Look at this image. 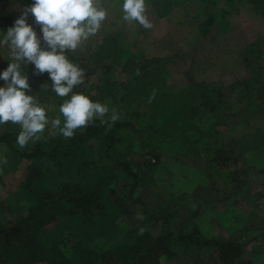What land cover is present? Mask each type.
<instances>
[{
	"label": "trees",
	"instance_id": "trees-1",
	"mask_svg": "<svg viewBox=\"0 0 264 264\" xmlns=\"http://www.w3.org/2000/svg\"><path fill=\"white\" fill-rule=\"evenodd\" d=\"M147 1L161 19H166L184 3L182 0ZM237 1L190 0L189 4L197 10V30L200 34L206 36L214 27L220 32L230 30V16L236 10L233 5ZM33 2L18 0L23 6H30ZM248 3L256 15L264 20V0H248ZM15 21L10 14H0V35L6 34ZM40 34L42 36L41 30ZM256 44L250 43L245 47L247 65L254 75L249 80L232 84L229 91L237 93L233 99L227 98L224 89L213 91L205 83L182 84L174 89L168 82L171 61L159 60L145 65L140 52L133 51V46L126 39L115 37H106L94 48L89 58L80 57L73 51L65 53L85 71L84 83L75 86L73 93L67 97H59L51 91L52 81L47 72L37 75L34 65H23L22 70L28 75L31 86L28 94L34 96L46 109L49 121L60 117L63 126L59 107L72 94H84L94 102L107 104L110 109L115 108L119 119L114 124H111L107 116L103 124L100 119H96L93 126L78 129L73 138L67 139L59 133V129L48 132L46 126L45 131L38 134L40 139L29 142L23 149L16 144L20 125L11 122L0 125V160L7 159L6 164L0 162V179L17 170L20 163H27L25 179L17 194L9 195L2 201L5 204H10L6 203L9 201L13 204L14 200L17 202L12 210L18 220L16 227L21 238L14 236L18 240L10 239L9 236L15 235L11 230H6L10 232L6 237L4 226L0 224V256L14 260L32 258L41 264H97L100 255L91 244L96 238L113 232L116 223L108 218L98 222L96 217L102 215L120 219L116 214H124L126 211L134 214L139 207L140 215H145L146 221L150 223L134 226L126 233L124 242L115 249L121 253L118 260L125 264L134 256L143 260V257L155 259L163 254L172 257L180 253L203 262L206 251L217 254L218 264H253L245 258L242 243L236 240L222 242L206 237L195 222L198 211L175 204L176 197L152 207L143 197H135L144 183L122 157H125L129 143L136 135L142 148L158 149L171 155L193 154L199 159L205 158L208 162L206 174L209 172L208 177L216 185L218 179L222 180L226 184L223 187L226 191L230 183L228 180L233 181L240 171L229 172L221 168L215 148L225 143V140L215 135L217 132L214 127L226 126L231 115L242 107L250 113L249 116L244 113L237 123L245 124L252 118H259L258 113H263L260 117L264 119V108L259 103L263 94L254 91L258 90L256 85L261 82L264 72V48L261 42ZM88 59L95 66L103 67L98 83L88 80L89 76L95 74ZM119 68L126 75L124 81L116 79ZM43 84H47L45 91L40 89ZM200 119L208 121L207 129L198 123ZM104 161L112 164L104 166L106 169L112 168L106 178L116 172L120 173V178L128 181L124 188L129 189V194L118 200L119 203L122 200L128 201L123 205L115 203L112 191L107 187L108 181L94 183L96 177L89 170ZM19 192L29 199L25 205L18 204ZM2 209L0 204V212ZM157 224H160V233L154 236L152 229ZM8 242L14 245L1 252Z\"/></svg>",
	"mask_w": 264,
	"mask_h": 264
},
{
	"label": "rangeland",
	"instance_id": "rangeland-1",
	"mask_svg": "<svg viewBox=\"0 0 264 264\" xmlns=\"http://www.w3.org/2000/svg\"><path fill=\"white\" fill-rule=\"evenodd\" d=\"M182 2L184 3L166 19H161L145 0V14L153 24L151 29H145L136 21H124L123 2L101 0L108 12L106 20L94 36L89 37L73 52L78 53L80 57L89 58L94 48L106 37L126 39L133 46V51L141 53L140 57L145 65L159 60L171 61L168 82L174 89L182 84L205 83L213 91L224 89L227 98L233 99L237 93L229 91L232 84L249 80L254 75L253 70L247 65L245 47L250 43L257 46L256 43L259 41L264 48V20L256 15L248 0H238L233 5L236 10L230 16L231 29L220 32L214 27L206 36H202L197 30V10L189 4L190 0H182ZM25 6L19 4L18 0L0 2V14H10L17 20ZM28 23L40 36V26L31 15L28 17ZM2 37L3 35H0V39ZM42 47L45 48L44 42ZM10 60L12 57L9 48L7 46L0 48V73L8 67ZM87 62L95 73L89 76V82L98 83L102 77L103 67L95 66L90 59ZM116 79L126 80V75L120 68L116 71ZM4 83L0 80V86H4ZM256 86L258 90L254 91L263 94V99L259 103H262L261 107L264 108L263 71L261 82ZM97 92L100 91L97 89ZM242 108L231 115L232 118L226 126L214 127L217 132L215 135L225 140V143L215 148L221 168L229 172L240 171L237 178L234 177L233 181L228 180L230 183L227 184L226 191L223 188L226 184L222 180L218 179L216 185L208 177L209 172L206 174L208 162L205 158L199 159L193 154L191 156L171 155L158 149L142 148L140 139L136 135L133 136L132 143H129V149L122 159L132 166L136 174L140 175L141 182L144 183L135 193V197H143L149 207L161 202H169L176 197L175 204L198 211L195 222L199 224L206 237L222 242L236 240L244 245L245 258L251 260L253 264H264V119L260 117L263 113H258L259 118H252L245 124L237 123L244 113L249 116L250 112ZM224 120L226 122V118ZM198 123L205 129L209 126L206 119H200ZM53 130L55 129L49 123L48 132ZM34 140L35 138L29 142ZM103 164L97 163L89 170L93 177H96L94 183L108 181L107 187L112 191L115 203L123 205L128 201L122 200V203H119L118 200L129 194V189L124 188V184L128 181L120 178V173L116 172L106 178L107 172H112V168L106 169L104 166L112 164L106 161ZM26 165V162L20 163L17 170L3 175L0 179V204L4 209L0 212V224L4 226L6 237L10 232H14L15 235L9 238L15 240L21 238L16 227L18 220L12 210L17 202L14 200L13 204L12 201L6 202L10 204H5L2 201H5L9 195L17 194L20 184L25 179ZM217 186L221 187L217 188ZM19 193L21 200L19 199L18 204L25 205L29 199L24 197L22 192ZM137 208L134 214L129 211L122 214L119 210L122 216L120 214L116 216L120 219L112 216L101 217L102 215L96 217L98 222H102L100 219L108 218L116 223L113 232L96 238L91 244L100 255L97 264H125L118 260L121 253L115 249L124 242L126 233L134 226L150 223L146 221L145 215H140L139 207ZM181 215L187 216L183 213ZM6 230L11 231L8 233ZM152 233L154 236L159 235L160 224L155 225ZM13 245L10 242L6 243L1 252H5L9 246ZM203 256V262L184 256L182 253L172 257L163 254L155 259L143 257V260L134 256L128 264H218L215 252L206 251ZM0 264L41 263L32 258L14 260L11 257L4 259L0 256Z\"/></svg>",
	"mask_w": 264,
	"mask_h": 264
},
{
	"label": "clouds",
	"instance_id": "clouds-1",
	"mask_svg": "<svg viewBox=\"0 0 264 264\" xmlns=\"http://www.w3.org/2000/svg\"><path fill=\"white\" fill-rule=\"evenodd\" d=\"M122 8L124 21H136L145 29L153 27L145 14V0H124ZM29 15L40 26L42 36H38L28 23ZM107 15L101 0H34L22 9L14 26L9 27L0 39V48L7 46L13 61L0 73V80L5 82L0 86V125L8 122L20 125L21 131L16 139L20 149L33 138L39 140L38 134L43 133L49 123L67 139L73 138L78 129L93 126L96 119H100L101 124L106 122V116L111 124L119 119L115 108L94 102L84 94H72L59 107L63 126L60 117L49 121L46 109L28 94L31 92L29 77L22 70L23 65L32 64L35 74L47 72L52 81L51 91L59 97L69 96L75 86L84 83L85 71L65 53L77 50L94 36ZM42 41L47 48L42 47ZM46 86L41 85V91L47 90ZM0 162L6 164L7 159Z\"/></svg>",
	"mask_w": 264,
	"mask_h": 264
}]
</instances>
